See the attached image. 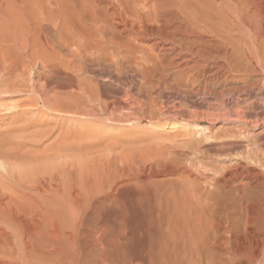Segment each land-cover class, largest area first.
Instances as JSON below:
<instances>
[{
  "label": "bare ground",
  "instance_id": "6f19581e",
  "mask_svg": "<svg viewBox=\"0 0 264 264\" xmlns=\"http://www.w3.org/2000/svg\"><path fill=\"white\" fill-rule=\"evenodd\" d=\"M0 19L9 30L13 28L17 48L29 52V65L0 68L7 87L29 88L26 73L37 60L41 67L34 72L37 78L31 79L36 82L31 93L46 107L54 92L64 96L51 106L58 110L77 113L80 101L88 99L130 124L139 114L147 119L161 117L157 121L161 125L171 121L194 125L187 130L184 150L151 162L119 164L113 178L107 180L106 190L93 196L88 191L86 198L72 182L64 190V185L56 186L58 180L49 179L51 186L56 183L52 187H47V178L35 180L33 174L37 168L38 173L44 170L43 165L33 162L30 165L37 168L30 172L34 167L20 162L27 170L31 167L24 171L32 173L30 176L23 174L21 164L3 155L1 181L17 166L13 169L25 176L20 178L30 176L35 180L29 179L30 184L38 181L36 190L47 197L37 205L38 213L26 220L30 214L26 218L15 214L22 200L11 201L12 194H1L0 186V195L10 198L3 209L0 196V215L4 214L0 218L8 219L19 232V236L13 233L17 238L12 241H19L18 256L25 264H134L124 244L127 237L112 242L104 235L107 227L101 224L107 221V210L128 193L135 195L136 206L150 208L154 197L161 198L167 192V199L163 197L167 202H160L159 197L156 201V209L162 212L157 218L163 221L150 222L145 231L149 246L141 252L138 264H264V0H0ZM64 66L67 71L61 70ZM86 77L100 79L101 89ZM118 87L128 88L124 95L127 101L111 95L122 89ZM166 91L171 98L164 96ZM190 98L201 100L202 108L200 104L190 109L195 105H187ZM125 111L129 114H122ZM84 115L86 119L90 113ZM261 127L263 130L256 132ZM193 172L205 181L202 186L191 182L197 185L186 192L187 197L181 192L185 191L182 182L191 181ZM161 177H169L166 187L162 181L156 184L157 179H164ZM17 178L21 185L24 181ZM3 182L4 187L7 182ZM29 183L24 184L29 187ZM178 186L180 201L173 198ZM169 192L173 202L177 200L176 209L168 200ZM18 194L14 192V196ZM9 233L3 242L5 233L0 232V243L7 248Z\"/></svg>",
  "mask_w": 264,
  "mask_h": 264
},
{
  "label": "rangeland",
  "instance_id": "374dc122",
  "mask_svg": "<svg viewBox=\"0 0 264 264\" xmlns=\"http://www.w3.org/2000/svg\"><path fill=\"white\" fill-rule=\"evenodd\" d=\"M8 28L9 27L6 26V24H5V20L0 19V68L2 67L1 69H3L4 65H9V64H20V65H27L28 64L29 65V63H28L29 62V52L26 53L25 50H21V49L19 50V48H17L19 46H18V44H16V37L14 36L15 32L12 30L13 29L12 27H10V28H12L11 30H9ZM7 30H9V31H7ZM13 32H14V34H13ZM5 61H7V63ZM36 63L37 64H35V62L33 61L30 69L26 73V84L28 85L29 88L17 86L18 88L12 89V88L7 87L6 86V79L2 78V75L4 72L3 73L0 72V73H2V74H0V85L3 84L2 85L3 87L0 86V156H2L0 158L3 159V155H4V158L10 157V159H8V160L13 161L14 164L19 163L17 165H20L21 163L27 164V162H29L28 166L34 167V169H31V167L28 168V170L31 169L30 172H33L32 170L35 171L36 170L35 167L38 164L43 165L44 167H46L44 170L46 171V169H47L48 172H45L44 170H42V168H41L42 166L41 167L39 166L41 168L40 173L42 171L44 172V174L51 172L52 175L50 174V176H49V174H47V175H44L43 173L40 174V173H38L39 170L36 167L38 172L36 175H35V173H36L35 172L33 174V176H35L37 178L35 180H41L42 178H47V180H48L47 187H52L57 183L56 186L64 185V187L62 186L61 189H64V188L67 189V187L71 186V184L74 183L75 187L79 190V193H82V195H84V196L85 195L87 196V194L89 192L92 193L91 196H93L95 194H99L103 190H106V186H107L106 182H108L107 180H110L113 178V176L115 175V172L117 171V169H119V167L122 164L128 163V161L129 162H131V161H143L145 159H149V160L155 159L156 160V159H160V158L165 157V156L166 157L175 156L176 155V154L174 155L175 150H176L175 152L177 153L179 151H182L181 148L182 149L184 148V142L188 138V136H186V133L188 134L189 129L191 130L194 128V125L192 122H191L192 123L191 124L189 122L186 123V122H182V121H173L174 122V125H173V122L171 121L172 125H171V122L170 123L168 122L167 123L168 125L166 123H164V124L162 123V125H161V123L157 124V121L162 119L161 117H159L160 119L157 118L158 116L154 117L152 119L151 118L147 119L146 117H142L139 114H137V116L135 117L136 121H133L130 124V123H127L126 121H124L123 119H120L119 117H117V118L112 117L110 115L111 111H109L107 113V112L102 111V109L99 105L97 106L96 104L95 105L90 104V101L88 99H86L87 101L81 100L80 101L81 103L75 101V102L81 104L80 108L78 110H76L77 113H74V111L71 112V111L66 110V109L65 110H58V109H55L53 107L51 108V106L61 102L64 99V96L59 95L61 93H59L58 95L56 94L57 96H55L54 92L50 93V95H49L50 96V105H49V107H46L38 95L31 93L32 84L35 82V81L33 82L31 79L33 78V80H34L35 77L37 78V75H34V74H36L34 72H37L39 70V68L41 67L40 61L38 62L36 60ZM65 66H66V64H65ZM65 66L62 67L61 70H63L64 68H65L64 70H66ZM30 70H31V72H30ZM176 71H177V69H174L172 71V73L175 74ZM63 72H65V71H63ZM13 74H15V76L17 75V73H13ZM97 79L98 78H96L94 81V79L92 80L90 77H88V78L86 77L87 81H91V83L94 86H98V90H100L102 81L100 79H98V80ZM110 85L112 86V84H110ZM113 86H114V88L116 87L115 84ZM111 88H113V87H111ZM118 88H122V87H118ZM125 88H127V87H125ZM125 88H122L121 89L122 91L118 90L117 92H113L114 94L112 93L111 95H113V96L116 95V97H118V98L120 97L121 100H126L124 95H125L126 91H128V88L126 90H125ZM123 90H125V91H123ZM169 92L170 91L164 92V96L166 95V97H167ZM170 95L171 94H169L168 97ZM155 96H156V94H155ZM169 98H171V96ZM195 100L197 102L198 101H200V102L197 103ZM65 102H70V101L65 100ZM128 102L132 103L131 100H128ZM186 102H187V105L190 104L191 106L193 104H195V105H193L195 107L192 106L190 108L189 107L190 105L187 106L190 109H192V108L197 109L200 107V104H201L200 108H202V106H203L201 103V100H197L194 98L187 99ZM89 105H92V106L88 107ZM91 107H93L95 110L94 111L91 110L92 109ZM89 110H91V111L89 112ZM86 113H90V115L91 114L92 115L91 116L89 115L88 118L84 119L82 116H85L84 114H86ZM126 113L129 114V111L128 112L127 111L122 112V114H126ZM4 115H6V116H4ZM144 118H145V120H144ZM150 120H154L155 123H154V121L150 122ZM125 122H126V124H125ZM178 122H180V124H178ZM188 124H190V125H188ZM191 125H193L192 128L190 127ZM207 125L208 124H203L202 126L206 127ZM260 130L262 131L263 127H261L259 130H256V132H259ZM185 138H186V140H185ZM61 152L63 155L61 154ZM7 153H9V154H7ZM151 160H150V162H151ZM33 162H35V164H37V165H33V166L30 165V164H34ZM39 162H41L42 164ZM8 163L10 164L11 162L8 161ZM22 164L20 166L23 169L24 167ZM117 165H119V167ZM24 166H27V165L24 164ZM12 167H13V165H12ZM14 167H17V166H14ZM13 168H11L12 171L14 173H16L17 171H15ZM11 169H9V175H11L10 177H7L8 175L5 176V178L2 177V179L4 181L9 180L10 178H11V180L5 181V183H4L3 180L1 181V179H0V184H1L0 186H1V188H3L2 190L0 188L1 194L2 193H4V194L8 193V194H10V195L12 194L14 196V192L19 193L18 197L17 196L13 197L12 195L11 196L9 195L11 198V201L18 202V200H20V201L22 200L21 205H23V207L20 204H19L20 208H18L19 206H16V208L14 207V209L18 208L17 210H19L17 212L15 210V214H19V215H17L18 218L25 217V216L27 217L28 216L27 214H30L28 216L29 218L25 217L26 220L30 219V218H32L31 215L34 214V216H35L38 213L39 208L37 209V205L40 204V201L42 200L41 202H44V200L47 199L46 194L44 193L43 194L44 196H43L42 193H40L36 190V186L38 184L37 183L38 181L36 183H34L35 180L32 178L34 182L32 184H30L31 183L30 181L32 180V179H30V176H32V173L31 174H30V172H28V174L25 173L28 171L27 167H26V169L24 168L22 171H23V174L24 173L26 175L30 174V176H26L28 179L24 178V180L21 177L22 181H24V182H22L21 178H20V176L25 177L24 175L20 174L22 171L17 172L18 178L22 182L21 185L19 184L20 183L19 180L18 181L16 180L17 175L15 174V176H14V174H12L13 172L10 171ZM19 170H21V169H19ZM1 171L3 172V170H1ZM10 172H11V174H10ZM3 174L6 175L8 173L5 172ZM12 175L15 178L13 177V179H12ZM192 175H193V178H192V176H191V178L193 180L190 178L191 181L188 180L189 178L188 179L183 178L184 182H182V179H181V182L184 183L183 185L185 188L181 186L180 190L184 188L185 191L181 190V192L183 191L184 193L183 192L182 193L184 195H186L187 197H188V194H186V192L189 193L190 190L193 189L192 186H194V188L197 184H198V186H200V185L202 186L204 184V181H205L204 178L196 172H193ZM196 175L200 176L199 177L200 180ZM109 176H111V178ZM57 177L59 179H61V183H63V184L60 183V181ZM177 177L178 176H175V178L171 177V179H173V178L178 179ZM0 178H1V175H0ZM50 178H51V180L52 179H55L56 181L58 180V182L55 181L56 183L51 186L50 184H53V182L51 180L49 181ZM161 178H164V179L159 178L160 181H159V179H157L158 182H156V184L158 183L160 185L161 183H163V184H161V185H163L162 187H166L167 183L165 184L164 182H167L169 180V177H168V180L166 179L167 177H161ZM185 178H187V176ZM26 179L28 180V182L25 181ZM29 179H30V181H29ZM197 179L199 181H197ZM72 180H74V181H72ZM188 181H190V183ZM1 182H3L4 184H6V182H7V184L4 185V187H3ZM25 182L26 183L30 182L29 183L30 188L28 187V184H24ZM191 182H196L197 184L192 185L193 183H191ZM59 183H60V185H59ZM7 185H8V187L10 185V188L5 187ZM185 185H187V187ZM13 186H15V187H13ZM179 186H180V184H179ZM179 186L176 187V189H175V196L176 197L173 195V198H176L178 201L181 200V198L179 196H181L180 194H182L177 190V188L179 189ZM20 187H21V189H20ZM169 187L170 186H168V188ZM33 188H34V190H33ZM89 188H91V190H89ZM82 190H85V191H82ZM176 190L179 192V194L176 193L177 192ZM187 190H189V191H187ZM167 193H166V195H163V197L167 196ZM168 195H169L168 200H170V202H173V198L171 196L172 192H171V194L169 192ZM0 196H1V198L3 197L1 207L4 209V208H6L5 206L8 204V202L10 201L9 200L10 198H8V195H5V196L0 195ZM86 196H85V198H86ZM157 196L159 197V195H157ZM5 197L7 199H4ZM15 197H16V200H14ZM158 197L157 198L154 197L153 202H152V206H150V208H149L148 205H145L143 207V206L138 204L136 206L135 203L137 201H136L135 195H133L132 193H128L124 196V198H121V201H120L121 203L120 202H119V204L116 203L117 206L112 205L111 206L112 209L108 208V210H107L108 216H106L107 221L105 224H101V225H104V227H103L104 229L107 227L108 230L107 229L104 230L106 232V233H104V235L106 234V238H107V236H108V238L110 237V239L112 238V240H111L112 242L114 239L116 241V238H117V240H120V239L122 240L124 238V236L127 237V240H126V242H124V244L126 247L128 246L127 247L128 259H130L134 264H138L140 262V260L142 259V256H143V254L141 252L143 251V253H144V251L146 250L145 249L146 246L147 247L149 246V239L150 238H149V236H146L147 233L145 231L149 227L150 222L155 221L157 224L159 222V220L163 221L162 217H161V219H159L161 216V213H162L159 210L160 208H158V210L156 209V207L159 206L158 205L159 202H157L158 206H156V201H157V199L160 198V197L159 198ZM163 197L160 198L161 199L160 202L166 201L167 198L165 197L166 198L165 199ZM169 197H170V199H169ZM171 198H172V201H171ZM23 199H24V201H23ZM123 199H124V201H122ZM7 200H9V201L7 202ZM177 200H175V203L174 202L172 203L173 205L169 202L170 203L169 207L172 205L175 208ZM134 201H136V202H134ZM164 203H163V205H164ZM3 204L5 205L4 207H3ZM120 204H123V206ZM26 205H29V208ZM25 206L27 207L26 209L29 212L26 211L27 212L26 214L25 213L24 214L18 213V212H22V211L25 212V210H26ZM121 206L124 209L123 208L121 209ZM135 206H136V208H135ZM30 207L32 209H30ZM118 207H120V209H118ZM142 207L144 208V211H143ZM172 208H170V209L173 210L174 208L173 209ZM20 209H21V211H20ZM120 210H122V211H120ZM141 210L143 213L141 212ZM168 210H169V208H168ZM158 211L160 212V214ZM120 212H122V215L120 214ZM143 214L144 215L147 214V216L145 215L146 217L145 216L143 217ZM2 215H4V214L1 213L0 216H2ZM164 215H163V219H164ZM157 216L159 218H157ZM145 219H148V221ZM140 220H142V221L140 222ZM3 222L5 224H2ZM143 223H144L145 229H143L144 228ZM123 225H124V227H123ZM11 226L13 228H11ZM134 226H136V227H134ZM103 228L99 229V231L100 232L103 231L102 230ZM121 228H124L125 235H122L124 231H121V230H123ZM135 228H137V230ZM14 229H15V227L12 225V223H10V221H8V219L6 221L5 217L0 218V230H1L0 232L5 233L4 238L1 239L3 242L6 239H8V236L6 233H9L10 230L12 231L9 233L11 236L9 238L10 242H9L8 248H10V249H8L7 245H5L3 242L0 243L1 244L0 245V253H1L0 254V261H1L0 264L1 263L4 264L5 262H8L7 260H9V262L7 264H9V263L15 264L16 262H17V264H25V262L21 258V255L18 256L20 254V251H19L20 247L19 248L17 247V244L19 243V241H17L16 244L13 242V241L16 242V238H17L14 236V234H18L17 236H19V232H17V229H15V230ZM6 231H8V232H6ZM108 231H109V235H108ZM120 231L122 232V234ZM138 232L140 233V236H141L140 238H139ZM131 233H133L134 235H132ZM129 235H131V236H129ZM129 237L131 239L133 238V240H130ZM12 239H13V241H12ZM19 239H20V237H18V240ZM1 240H0V242H1ZM127 242H129V244ZM146 242H147V245H146ZM129 245H130V247H129ZM143 246H145V247L143 248ZM6 248L8 249V251ZM17 251L19 253H17ZM2 253L5 254V256H7L9 258L10 257L13 258V260L3 256ZM11 254H13V255H11ZM14 255H15V257H14ZM2 258H4V259H2ZM15 258H17L16 262L14 260ZM18 259H19L20 263L18 262ZM3 260H5V262Z\"/></svg>",
  "mask_w": 264,
  "mask_h": 264
}]
</instances>
